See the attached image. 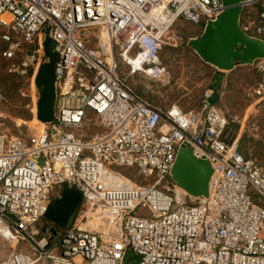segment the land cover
<instances>
[{
  "label": "built area",
  "instance_id": "built-area-1",
  "mask_svg": "<svg viewBox=\"0 0 264 264\" xmlns=\"http://www.w3.org/2000/svg\"><path fill=\"white\" fill-rule=\"evenodd\" d=\"M225 9L224 0H0L6 72L34 82L47 38L58 55L54 122L30 139L0 131V241L12 250L0 264H126L130 251L138 264H264V169L239 150L241 130L264 134V59L246 65L249 120L209 94L199 112L159 109L128 84L166 76L160 52L178 23L204 30ZM239 28L264 42V0L242 5ZM185 146L212 168L206 198L173 181ZM62 186L81 193V207L68 231L44 236L46 248L30 230L46 224Z\"/></svg>",
  "mask_w": 264,
  "mask_h": 264
},
{
  "label": "rangeland",
  "instance_id": "rangeland-1",
  "mask_svg": "<svg viewBox=\"0 0 264 264\" xmlns=\"http://www.w3.org/2000/svg\"><path fill=\"white\" fill-rule=\"evenodd\" d=\"M203 31V28L193 24L178 23L164 38L160 52V61L167 68L166 76L160 81L147 80L141 75L130 76L129 86L140 97L159 109L177 106L185 112H199L206 94H209L228 116L237 115L249 120L253 107H250L244 95L255 81L254 70L249 66L238 65L233 75L229 79L226 78L228 82L222 90L217 85L218 71L203 61L189 44L192 39L200 38ZM4 48L5 46L0 43V94L3 97L0 102V131L10 136L30 139L37 135L40 129L37 105L41 91L35 81L18 79L6 72L7 62L1 55ZM225 73L228 72L223 74ZM256 128L258 129L252 131L254 136L248 135L253 141L250 140L244 150L264 169V134L258 124ZM57 188L54 189L52 196L56 195ZM45 225L51 226L49 222ZM51 228H56V237L64 231L57 227ZM11 252L12 250L4 248L0 241V259ZM138 262L139 258L135 253L132 251L127 253L126 264Z\"/></svg>",
  "mask_w": 264,
  "mask_h": 264
},
{
  "label": "water",
  "instance_id": "water-1",
  "mask_svg": "<svg viewBox=\"0 0 264 264\" xmlns=\"http://www.w3.org/2000/svg\"><path fill=\"white\" fill-rule=\"evenodd\" d=\"M246 2L248 0H224V13L205 27L200 38L189 42L203 61L220 71H231L237 65L246 66L258 59H264V42L248 38L239 28L242 5ZM44 46L47 62L41 66L35 77V84L41 91L37 120L42 124L54 122L57 100L55 67L58 55L54 52L56 43L47 38ZM59 135L58 132H53L51 140L56 141ZM211 175L210 164L205 159L196 158L191 148L185 146L179 151L172 177L176 185L189 196L208 197ZM81 203V193L75 188L64 186L61 198L50 204L45 218L68 231L75 221ZM30 233L46 248L50 243H44V236L50 235V240L56 237V230L45 225H42L41 230L39 226H33Z\"/></svg>",
  "mask_w": 264,
  "mask_h": 264
},
{
  "label": "crops",
  "instance_id": "crops-1",
  "mask_svg": "<svg viewBox=\"0 0 264 264\" xmlns=\"http://www.w3.org/2000/svg\"><path fill=\"white\" fill-rule=\"evenodd\" d=\"M237 67H238V65L233 69V70H231V71H218L217 73H219V74H216L217 76H218V82H217V85L218 86H220L221 88H222V90H223V87L225 86V85H227V82L228 81H226V80H228L230 77H231V75H233V72L237 69ZM224 72H228V73H225V74H223ZM220 73H222V74H220ZM226 78H228V79H226ZM219 83V84H218ZM217 86V87H218ZM222 108V107H221ZM63 187L64 186H62V187H58L57 189L60 191V192H58V197L57 198H55V199H53L51 202H50V204L52 203V202H54L55 200H57V199H59V198H61V195H62V189H63ZM67 187H69V186H67ZM69 188H73V187H69ZM76 189V188H75ZM184 191V190H183ZM185 192V191H184ZM50 204H49V207H50ZM49 207H48V210H49ZM81 207V206H80ZM79 210H80V208H79ZM79 210H78V213H77V216H76V218L78 217V214H79ZM48 212V211H47ZM47 214V213H46ZM76 218H75V220H76ZM47 220V219H46ZM49 222V225H51V226H47V225H45V226H47V228H51V227H57V228H60V227H58L57 225H55L54 223H52V222H50L49 220H47V223ZM75 222V221H74ZM46 223V224H47ZM74 224V223H73ZM56 229V228H55Z\"/></svg>",
  "mask_w": 264,
  "mask_h": 264
},
{
  "label": "trees",
  "instance_id": "trees-1",
  "mask_svg": "<svg viewBox=\"0 0 264 264\" xmlns=\"http://www.w3.org/2000/svg\"><path fill=\"white\" fill-rule=\"evenodd\" d=\"M4 46H5V45H4ZM5 47H6V46H5ZM4 49H5V48H4ZM210 100H211L212 103H214V104L216 105V103H215L216 100H214V99H212V98H211ZM203 105H204V102H203ZM203 105H202V107H203ZM217 106H218V105H217ZM218 107H219V106H218ZM200 110H201V109H200ZM224 112H225V111H224ZM225 113H226V112H225ZM234 126H235L236 128H238V129H240V127H239L238 125L234 124ZM241 132H242V140H241V144H240V148H239L240 153L243 155V157H244L245 159L253 158V157L249 156V155L247 154V152L244 150L245 147L247 146L248 142H249L250 140L253 141V139L248 137V134H247L246 131L241 130ZM58 192H60V191L57 189V190H56V195L53 196V197L57 198V197H58V196H57ZM55 198H54V199H55Z\"/></svg>",
  "mask_w": 264,
  "mask_h": 264
},
{
  "label": "bare ground",
  "instance_id": "bare-ground-1",
  "mask_svg": "<svg viewBox=\"0 0 264 264\" xmlns=\"http://www.w3.org/2000/svg\"><path fill=\"white\" fill-rule=\"evenodd\" d=\"M182 192L186 194V192H184V191H182Z\"/></svg>",
  "mask_w": 264,
  "mask_h": 264
}]
</instances>
